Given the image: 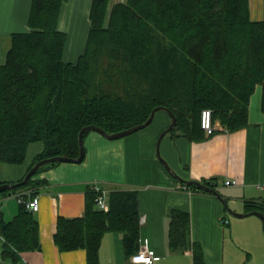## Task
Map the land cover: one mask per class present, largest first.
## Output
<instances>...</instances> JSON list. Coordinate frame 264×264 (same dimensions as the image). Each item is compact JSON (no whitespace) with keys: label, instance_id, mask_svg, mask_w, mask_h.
<instances>
[{"label":"trees","instance_id":"16d2710c","mask_svg":"<svg viewBox=\"0 0 264 264\" xmlns=\"http://www.w3.org/2000/svg\"><path fill=\"white\" fill-rule=\"evenodd\" d=\"M67 1L32 0L29 30L12 33L0 64V162H23L36 141L44 147L28 171L44 158L78 157L84 126L112 134L145 122L157 106L177 117L169 133L192 141L206 138L205 109L214 125L220 122L213 134L237 131L250 124V102L259 85L264 113V19L253 18L251 0H125L112 6L110 15V0H91L87 45L75 62L65 58L68 34L58 25ZM58 163L41 166L25 185L0 197L32 190L43 182L34 177ZM203 183L216 189L219 180ZM96 195L89 189L83 217H59L60 249L85 248L88 263L99 264L102 237L119 231L126 254L138 252L139 191L111 190L108 211L96 206ZM246 206L264 213V199ZM0 233L8 252L40 247L38 222L23 202L11 220L0 206ZM168 244L172 252L191 250L194 264H206L203 246L192 238L189 211H170Z\"/></svg>","mask_w":264,"mask_h":264},{"label":"crops","instance_id":"0c3cea01","mask_svg":"<svg viewBox=\"0 0 264 264\" xmlns=\"http://www.w3.org/2000/svg\"><path fill=\"white\" fill-rule=\"evenodd\" d=\"M68 2L74 3L72 13L83 0ZM31 3L32 0H0V64L5 63L12 33L27 30ZM259 4L253 6L251 2L252 12ZM260 120L250 118V124L242 129L219 130L206 134L202 141L172 133L164 136L161 154L173 170L186 180L217 178L216 189L221 196L186 187L160 161L156 144L170 125L167 115L161 117L160 124H151L147 130L124 138L109 139L91 131L85 139L83 161L59 162L34 177L43 181L32 189L40 198V208L33 212L40 247L8 252L4 242L0 243V264H89L85 248L62 251L55 233L60 216L85 215L89 189L97 194L96 185L108 191V201L113 189L139 191L140 249L147 241L155 253L153 264H194L191 250L172 252L169 248L170 211L174 208L190 212L192 238L203 246L206 264H264V222L234 216L223 201L226 198L236 212H248V201L264 199V123ZM43 147L41 141L32 142L23 162H0V182L22 180ZM227 178L235 179L237 184L226 185ZM3 198L0 197L3 217L11 220L18 214L20 202L16 195L2 202ZM123 238L119 231L104 234L99 264H134L137 252L127 255Z\"/></svg>","mask_w":264,"mask_h":264},{"label":"rangeland","instance_id":"374dc122","mask_svg":"<svg viewBox=\"0 0 264 264\" xmlns=\"http://www.w3.org/2000/svg\"><path fill=\"white\" fill-rule=\"evenodd\" d=\"M120 2H125V0H110L109 15L111 14L110 12L112 10V6H114L116 3H120ZM251 2H252L253 6H254V4L256 5V3L260 2V4L258 5L259 6L258 9L253 7V12H252L253 18L257 19V20L264 19V0H256V2H254V0H251ZM73 5H74V3H72V2L69 3L68 1L64 3L62 10H61L60 17H59V24L58 25H59V28L61 30L64 29L68 34V43H67V47L65 50V58H66V60L75 62L78 60L79 56L85 51V48L87 45V38H88V33H89L90 25H91V20H90L91 0H83L82 3L80 2L78 4L77 8L75 9V12H73V10H72V13H69V12H71V8L73 7ZM29 14H30V11H29ZM27 30H29L28 24H27ZM27 30H25V31H27ZM16 32H18V31H16ZM11 37H12V35H11ZM11 45H12V38H11L10 47H11ZM4 61H6V58ZM261 101H262V86L259 85V86H257V88H256V90L253 93L252 98H251L250 118L251 119H258V120L261 119L260 121H262V123H264V113L261 110ZM166 115L168 116L169 123H171L172 118L170 117V115L167 114V112L160 110L156 113L155 118L150 123V125L151 124H160L161 117L166 116ZM212 122H213V120H212ZM216 124H220V122L216 121L215 125ZM215 125H214V127H215ZM148 128L149 127L143 128L139 131L143 132L144 130H147ZM214 130H215V128H214ZM139 131H137L135 133H138ZM206 134H207V132H206ZM208 135H210V134H208ZM250 217L259 218L263 222V220L258 215H254V214L248 215V216L243 217V218L247 219Z\"/></svg>","mask_w":264,"mask_h":264},{"label":"water","instance_id":"95a60500","mask_svg":"<svg viewBox=\"0 0 264 264\" xmlns=\"http://www.w3.org/2000/svg\"><path fill=\"white\" fill-rule=\"evenodd\" d=\"M160 110L166 111L172 118L170 125L165 130H163L161 132V134L159 135L158 140H157L156 153H157V156L160 159V161L164 164L165 168L176 179L180 180L181 182L187 183V184H191V183L195 184L196 186H198L202 190H205L207 192H212V193L217 194L218 196H221L219 191L217 189H215L213 186L207 185V184H205L199 180H186V179H184L182 176H180L177 172H175L173 170V168L170 166L168 161L162 156V154H161L162 140L167 133L171 132L176 127V124H177L176 115L172 111H170V109H168L167 107H164V106H157V107L153 108L149 118L145 122H143L141 124H137L135 126H132L128 129L112 133V134L107 133L103 128H101L97 125H94V124L84 126L79 132L80 154L78 157L53 156V157L41 159L27 172V174L25 175V177L22 181H19L16 183H2V184H0V193L6 191L8 189L14 188V187H19V186L25 185L29 181V179L36 173V171L41 166H43L45 164H48L51 162H63V161H65V162H81V161H83L85 158V155H86L85 140H84V134L86 131H97L109 139L123 138V137L131 135V134L147 127L148 125H150V123L154 120L156 113ZM223 201L225 202L228 211L231 214H233L234 216L244 217L247 215H253L254 214V215H258L264 222V213H262L261 211L252 210L249 212H236L229 207L226 198H223Z\"/></svg>","mask_w":264,"mask_h":264},{"label":"built area","instance_id":"2783aa9c","mask_svg":"<svg viewBox=\"0 0 264 264\" xmlns=\"http://www.w3.org/2000/svg\"><path fill=\"white\" fill-rule=\"evenodd\" d=\"M202 127L206 130L207 134H213L214 131V124L212 122V112L210 109H205L202 112ZM224 183L226 185H234L237 184V181L235 179L227 178L224 180ZM97 191L96 196V204L98 207L104 211L109 210V201H108V191L105 189L100 188L99 186H95ZM25 194H30L27 191H19L15 194L18 197L19 202H23L26 206V208L32 212H36L40 208V198L38 194H35L27 199L23 197ZM11 195L3 198L2 202H4L6 199H8ZM0 206L1 203H0ZM5 241L4 236L0 233V243H3ZM155 261V253L153 250H151L148 246V242L144 241L141 245V249L137 252L136 255H134L132 262L134 264H153Z\"/></svg>","mask_w":264,"mask_h":264},{"label":"bare ground","instance_id":"6f19581e","mask_svg":"<svg viewBox=\"0 0 264 264\" xmlns=\"http://www.w3.org/2000/svg\"><path fill=\"white\" fill-rule=\"evenodd\" d=\"M206 193V192H205Z\"/></svg>","mask_w":264,"mask_h":264}]
</instances>
